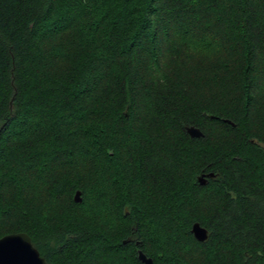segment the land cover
I'll return each mask as SVG.
<instances>
[{
    "label": "trees",
    "instance_id": "16d2710c",
    "mask_svg": "<svg viewBox=\"0 0 264 264\" xmlns=\"http://www.w3.org/2000/svg\"><path fill=\"white\" fill-rule=\"evenodd\" d=\"M11 233L48 264H264V0H0Z\"/></svg>",
    "mask_w": 264,
    "mask_h": 264
},
{
    "label": "water",
    "instance_id": "95a60500",
    "mask_svg": "<svg viewBox=\"0 0 264 264\" xmlns=\"http://www.w3.org/2000/svg\"><path fill=\"white\" fill-rule=\"evenodd\" d=\"M224 123L233 125L229 120H223ZM185 131L190 139H198L202 137L199 129L189 126ZM212 173L202 174L197 178L200 186L205 185L206 179L213 178ZM75 203H81V192L76 191L73 197ZM190 234L197 242H203L207 238V232L197 223H193L190 227ZM127 241H123L125 244ZM140 245V242H136ZM137 259L142 264H153L151 258L147 257L142 250H137ZM0 264H48L40 256L37 249L31 243L30 237L25 233H11L0 237Z\"/></svg>",
    "mask_w": 264,
    "mask_h": 264
},
{
    "label": "rangeland",
    "instance_id": "374dc122",
    "mask_svg": "<svg viewBox=\"0 0 264 264\" xmlns=\"http://www.w3.org/2000/svg\"><path fill=\"white\" fill-rule=\"evenodd\" d=\"M262 85V84H261ZM43 185V184H42ZM96 194H101L102 195V197L103 198H106V197H108V196H110L108 193L110 192L109 190L108 191H103V190H98L97 191V189H92ZM189 249V247L186 249V250H188Z\"/></svg>",
    "mask_w": 264,
    "mask_h": 264
}]
</instances>
